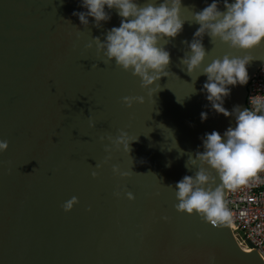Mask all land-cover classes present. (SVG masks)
I'll use <instances>...</instances> for the list:
<instances>
[{
    "label": "water",
    "instance_id": "95a60500",
    "mask_svg": "<svg viewBox=\"0 0 264 264\" xmlns=\"http://www.w3.org/2000/svg\"><path fill=\"white\" fill-rule=\"evenodd\" d=\"M212 2L182 0L183 30L160 42L168 74L142 88L105 63L94 40L120 25L115 9L106 6L111 19L96 27L73 15L87 11L81 0H0V140L9 145L0 152V264H264L238 247L227 220L175 207L176 183L196 171L185 167L188 154L203 151L206 133L235 126L212 109L202 68L226 53L251 55L250 79L264 61V42L230 49L205 34L197 39L208 55L187 74L180 61L199 27L193 13ZM229 87L223 106L246 109L247 84ZM126 96L143 102L127 107Z\"/></svg>",
    "mask_w": 264,
    "mask_h": 264
},
{
    "label": "clouds",
    "instance_id": "9594fccd",
    "mask_svg": "<svg viewBox=\"0 0 264 264\" xmlns=\"http://www.w3.org/2000/svg\"><path fill=\"white\" fill-rule=\"evenodd\" d=\"M81 6L87 11L73 15L83 25H88L89 17L94 19L96 27L109 21L111 16L106 6L109 10L115 9L121 18L120 25L108 30L103 42L94 37L107 57L105 63L114 60L118 67L139 77L142 88L153 84L161 73L168 74L170 53L160 42L164 40L166 44L168 39L165 38H175L183 30L186 20L181 19V9L187 7L182 5V0H145L143 3L140 0H81ZM193 18L199 27L189 44L190 54H185L180 61L190 76L201 69L208 55L202 40L197 39L205 34L230 49L250 51L264 42V0H224L223 10L219 0H213L194 12ZM253 59L251 55L241 57L226 53L213 59L200 72L207 77L203 90L212 109L225 117H234L235 126H229L223 135L218 131L206 133L203 151L188 154L185 167H194L196 171L176 183L179 203L175 207L179 212L201 214L212 224L223 223L230 217L224 202L225 190L234 189L264 171V95L250 97V107L246 109L236 106L230 112L223 106L224 99L230 95L229 86L247 84V66ZM134 100L143 102V97H123L127 107H131ZM201 119H207L206 112L201 113ZM123 136L126 133H121L120 142ZM8 146L6 140H0V152L6 151ZM125 150H128L126 143ZM113 170H117L115 166ZM217 176L218 185L215 184ZM128 196L133 198L131 193ZM76 203L77 198L72 197L62 207L70 211Z\"/></svg>",
    "mask_w": 264,
    "mask_h": 264
},
{
    "label": "built area",
    "instance_id": "2783aa9c",
    "mask_svg": "<svg viewBox=\"0 0 264 264\" xmlns=\"http://www.w3.org/2000/svg\"><path fill=\"white\" fill-rule=\"evenodd\" d=\"M255 95H264V61L247 83V108ZM224 202L230 212L228 226L238 247L245 252L257 250L264 258V171L234 189H226Z\"/></svg>",
    "mask_w": 264,
    "mask_h": 264
},
{
    "label": "bare ground",
    "instance_id": "6f19581e",
    "mask_svg": "<svg viewBox=\"0 0 264 264\" xmlns=\"http://www.w3.org/2000/svg\"><path fill=\"white\" fill-rule=\"evenodd\" d=\"M245 252V251H244Z\"/></svg>",
    "mask_w": 264,
    "mask_h": 264
}]
</instances>
